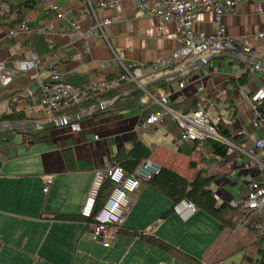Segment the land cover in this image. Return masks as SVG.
<instances>
[{
  "label": "crops",
  "instance_id": "obj_1",
  "mask_svg": "<svg viewBox=\"0 0 264 264\" xmlns=\"http://www.w3.org/2000/svg\"><path fill=\"white\" fill-rule=\"evenodd\" d=\"M22 1L0 0V4L17 5ZM50 1L59 7L62 15L48 10L44 2L38 0L24 20L32 29H39L34 33L44 35L55 48L41 56L37 53L38 69L18 73L9 85L0 86V114L20 111L32 118L29 121L38 122L56 118L41 107L38 91L39 82L49 78L53 69L62 73L65 80L81 86L100 83L121 73L112 48L102 37L94 35L82 41L72 33L71 20L85 26L92 22L85 1ZM137 3V0H121L102 15H109L113 20L105 29L110 45L131 67H147L180 48V31L176 22L164 24L157 17L140 11ZM17 16L18 13L13 12L1 22ZM222 20L229 35L249 40L250 52L241 49L208 53L196 62L185 60L177 65L179 74L176 76L158 81L165 74L156 72L148 77L146 84L154 86L156 96H167L168 105L174 110V104L184 102V107L196 100L210 122L217 129L227 127L237 137V143L226 139L239 147L253 149L264 139V124L252 125L250 101L251 95L264 88V37L255 38L264 28V0L244 1ZM9 28L0 25V40L8 37L5 33ZM214 30L215 12L211 8L201 9L193 24L194 33L207 35ZM28 36L17 35L0 42V61L16 68L20 57L37 52L27 42ZM85 43L89 47L87 51ZM251 60L255 65L249 63ZM196 65L200 67L194 68ZM246 71H249L248 81L242 84L239 78ZM180 82L185 83L183 88ZM162 83L166 84L165 88ZM143 101L147 102V98ZM148 105L151 112L155 106ZM150 112L147 114L145 108L137 106L102 115L91 114L53 127L50 143H32L22 132L13 134L11 142L0 136V264H179L167 257L171 252L160 245L124 233L121 228L107 247L94 240L85 221L50 218L52 213L81 214L97 170L115 164L114 156L121 147L130 150L143 142L152 148V154L144 160L149 159L158 168L168 167L190 181L201 170L219 174L211 184L219 203L238 202L243 186L248 187L257 175L264 183V171L252 158L246 154L237 156V151L229 147L226 156L213 159L200 147L195 149L196 142L185 141L172 116H166L159 125L142 128L141 121L152 114ZM74 123H79L80 129H73ZM157 136L162 140L159 143L154 141L158 140ZM255 156L264 161V148L258 149ZM237 174L240 179L231 178ZM49 178L53 182L50 190L44 192ZM229 187H233L234 192ZM133 199L124 228H134L161 239L203 263H211L219 254L220 249H217L211 256V250L225 231L209 212L198 208L191 218L183 220L173 210V199L145 182ZM222 239L224 248L227 236ZM164 257L167 262L163 261Z\"/></svg>",
  "mask_w": 264,
  "mask_h": 264
},
{
  "label": "built area",
  "instance_id": "obj_2",
  "mask_svg": "<svg viewBox=\"0 0 264 264\" xmlns=\"http://www.w3.org/2000/svg\"><path fill=\"white\" fill-rule=\"evenodd\" d=\"M42 1L48 10L57 11L59 15H62L59 7L50 0ZM84 1L90 9L92 22L85 26L78 20H71L72 33L82 41L94 35L102 37L112 48L121 73L100 83H89L81 86L67 82L62 73L53 69L50 77L41 80L38 84L41 107L51 117L54 111L69 107L95 93L115 89L124 82H133L137 86L143 87L151 74L177 72V65L185 60L194 62L208 53L239 52L241 49L251 51L249 40L229 35L222 20L225 14L235 11L238 5L248 0H137L138 9L145 14L157 17L164 24L176 22L179 25L181 46L170 55L159 57L147 67H131L125 62L120 53L110 45L105 29L113 20L109 15H102V12L112 10L121 0ZM203 8H211L215 12V30L207 35H197L193 31V24L198 12ZM10 10V3L3 2L0 4V21L3 15L9 13ZM34 31L40 30L32 29L23 20L16 27L9 28L5 36H28ZM263 37L264 28L255 35L256 39ZM84 48L86 51L88 50L87 43L84 44ZM38 60L39 55L37 52H33L29 57H20L17 60L16 68H11L0 61V86L9 85L18 73L26 74L29 71L38 69ZM206 73H208V70ZM179 86L183 88L185 83L180 82ZM144 91L159 105L160 109L141 121L142 128L159 125L166 116H172L181 129L185 141L195 142L206 138L222 141L228 144L232 151H237V156L246 154L252 158L256 161L257 167L264 171V161L257 159L255 156L258 149L264 148V139L259 140L253 149L239 147L218 133L216 125L210 122L209 116L204 110L200 109L188 113L177 112L168 105L167 96L153 95L148 89ZM16 99L13 98L14 101ZM250 101L253 115L252 125L254 127L261 126L264 124V88L258 89L251 95ZM72 126L75 130L80 129L79 123H74ZM159 171V168L154 166L149 159L139 164L135 172L130 175H127L122 166L114 163L110 164L108 169L97 170L81 209L82 215L89 217L93 214L98 192L108 177L114 182L115 186L104 206L95 216V220L88 224L94 235V240L107 247L112 244L120 228L125 224L126 215L129 213L134 201L133 195L141 186L140 178H150ZM52 182V178L47 180L44 192L50 190ZM237 204L238 202L234 200L228 203L231 208L236 207ZM246 204L248 212L240 221L239 226L244 224L255 231L264 228V188L261 187L259 181L254 180L249 184ZM173 210L183 220H188L198 211V207L194 201L182 199L173 205Z\"/></svg>",
  "mask_w": 264,
  "mask_h": 264
},
{
  "label": "trees",
  "instance_id": "obj_3",
  "mask_svg": "<svg viewBox=\"0 0 264 264\" xmlns=\"http://www.w3.org/2000/svg\"><path fill=\"white\" fill-rule=\"evenodd\" d=\"M38 0H23L17 5H11V10L9 13L3 15L2 20L6 17H11L13 12H17L18 16L10 21H5L4 23L0 21V25H7L11 27H16L17 24L25 19L27 12L33 9ZM12 40L13 38L6 37L5 39L0 40V42ZM28 43L32 44V47L39 55H44L45 53L50 52L52 47H54L53 43L49 41L44 35L38 33H30L28 36ZM249 71H246L239 78V82L245 84L248 81ZM115 77L114 75L109 76V78ZM70 82L69 80H66ZM72 83V82H70ZM135 85V86H134ZM161 86L163 88L166 87L165 83H162ZM136 88V84L133 82H124L121 86L108 90L95 93L89 96L87 99H84L79 102H75L69 107H66L61 110H57L53 112V115L56 118L62 116H75L82 111H88L92 108L97 107L99 104L111 101L116 98L118 95L130 91ZM149 91L155 95V89L153 85L149 86ZM144 98H147V102L151 103L152 106H155V109H159V107L154 103L152 98L143 90H135L132 93L124 95L121 99L117 100L113 104L105 107L104 109L95 111L92 115H102L111 113L118 110H124L130 107H142L146 109L147 114L150 112V106L147 102H144ZM184 103V102H183ZM182 104H174L175 109L177 111L180 110L182 113H188L191 111L199 110V106L197 105L196 100H193L192 103L188 106L185 104L182 107ZM147 106V107H146ZM152 110V111H153ZM152 111L150 113H152ZM147 115L145 118H147ZM144 118V119H145ZM32 120L29 116L25 115L23 112L14 111L12 113H3L0 114V122H11V121H29ZM53 127L45 126L38 127L35 129H21V130H0V136L5 139H8V142H11L12 135L18 132H22L29 136L32 143L37 142H52L51 139V130ZM218 133L223 137H226L237 143V137H234L227 127L222 126L218 127ZM196 144L194 148L200 147L202 150L207 151V154L212 155L213 159H218L220 157H224L227 155L229 146L224 144L219 140H215L212 138H206L202 141H195ZM152 154V148L146 145L143 142H139L130 150H125L124 147H121L118 150L117 154L114 156L115 164L120 165L124 168L127 175H130L135 172L136 167L147 157ZM219 174H207L204 170H201L198 175L193 180H188L185 177L181 176L170 170L168 167H160V171L156 174H153L150 178H140L141 184L143 182L148 183L152 187L162 191L170 198L173 199L174 203L182 200L189 199L194 201L199 209H203L209 212L213 217H215L220 224L222 230L231 231V235L235 234L241 226H239L240 221L248 212V206L246 204L247 194L249 192V186H243V192L240 195V199L236 207L231 208L228 204L219 203L218 197L215 191L211 188L212 182ZM256 180L261 183L259 180V175L256 176ZM115 184L108 177L102 184L97 198L96 204L93 211V214L89 217L84 216L82 214H66V213H52L50 218L54 220H79L85 221L87 225L90 222L95 220V216L99 213L101 208L104 206L108 197L110 196ZM261 187L264 188V183H261ZM239 226V227H238ZM246 227V226H244ZM124 233L137 236L141 239H145L152 243L158 244L163 247L166 251L175 253L176 255H180L183 260H185L189 264H205L203 261L198 259L197 257L191 255L190 253L184 252L181 249L161 240L156 237L147 236L144 232L138 231L134 228H124V225L121 227ZM119 230V232L121 231ZM254 233L253 239L250 240V249L249 254H245V260L248 264H264V228L255 230H249ZM179 253V254H178Z\"/></svg>",
  "mask_w": 264,
  "mask_h": 264
},
{
  "label": "rangeland",
  "instance_id": "obj_4",
  "mask_svg": "<svg viewBox=\"0 0 264 264\" xmlns=\"http://www.w3.org/2000/svg\"><path fill=\"white\" fill-rule=\"evenodd\" d=\"M157 137H158V140H154V141H156L158 143L161 142L162 140L161 139L159 140L160 136H157ZM224 144H226V143H224ZM226 145H228V144H226ZM159 170H160V167H159ZM231 178L232 179H234V178L240 179L241 176H239L238 174L237 175H231ZM242 180H243V178H242ZM239 188L240 187L238 186L237 190ZM229 190L234 192L233 187L232 188L229 187ZM244 226L245 225L241 226V228H239L237 230V232L235 234H233L232 236H229L232 233H231V231H228V230H226L222 234V237L219 238V242H217L216 246L213 247L211 250V256H213L215 254L216 250L220 249L219 254L216 255V257L214 258L213 261L211 260V264H217V263H221V264H248L244 258H245V254L246 253L249 254V252H250L249 251L250 249H248V248H250L249 242L251 239H253L252 237H254V233L250 234L249 231L247 232V230L245 229ZM251 232H253V231H251ZM224 236H227V245L223 248L222 247V242H223L222 238ZM208 255H209V252H208ZM167 257H170L171 260H177V262L179 264L183 260L180 255L178 256L175 253H171ZM163 261L167 262L166 257L163 258ZM181 264H185V263L182 261Z\"/></svg>",
  "mask_w": 264,
  "mask_h": 264
},
{
  "label": "water",
  "instance_id": "obj_5",
  "mask_svg": "<svg viewBox=\"0 0 264 264\" xmlns=\"http://www.w3.org/2000/svg\"><path fill=\"white\" fill-rule=\"evenodd\" d=\"M252 65H255V62L253 60H251L249 62ZM194 68H198L200 67V65H196L193 66ZM177 74H179V72H172V73H168L165 74L163 76L159 77V80H164V79H169L171 77L176 76ZM149 84H144L143 87L138 86L135 89H132L128 92L122 93L119 96H117L114 100L107 102V103H101L99 104L96 108L90 110L89 112H80L75 116H62L59 118H53L50 119L47 122H38V121H11V122H0V130H21V129H35L38 127H45V126H51V127H57V126H61V125H66V124H70L73 122H76L79 119L85 118L90 116L91 114H93L95 111L101 110L111 104H113L114 102H116L117 100L121 99L124 95L132 93L135 90H146L148 88Z\"/></svg>",
  "mask_w": 264,
  "mask_h": 264
}]
</instances>
